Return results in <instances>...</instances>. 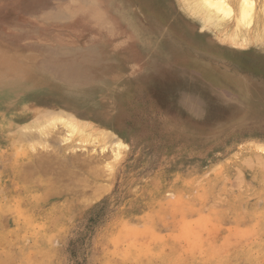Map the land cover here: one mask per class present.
Returning <instances> with one entry per match:
<instances>
[{
	"label": "rangeland",
	"instance_id": "1",
	"mask_svg": "<svg viewBox=\"0 0 264 264\" xmlns=\"http://www.w3.org/2000/svg\"><path fill=\"white\" fill-rule=\"evenodd\" d=\"M1 1L20 38L0 42V264H264V35L172 31L146 0H128L158 31L141 37L118 0ZM41 50L97 87L91 113L57 104L92 137L24 126L66 95L33 70Z\"/></svg>",
	"mask_w": 264,
	"mask_h": 264
},
{
	"label": "bare ground",
	"instance_id": "2",
	"mask_svg": "<svg viewBox=\"0 0 264 264\" xmlns=\"http://www.w3.org/2000/svg\"><path fill=\"white\" fill-rule=\"evenodd\" d=\"M108 1L110 3L114 2L112 0ZM21 2L19 9H22L23 12L30 15H34L38 12V9L43 7L55 10L53 6L47 4V0H21ZM5 3L6 2L0 0V18H2V14H5L4 8L7 7ZM142 6V9H144L149 16L156 14L161 21L170 26L172 31H181L182 27H185L184 23L191 20L199 23V32L210 31L213 36L228 44L236 43L239 40H241V44H246L250 40L264 35V0H146V4ZM114 8L122 23H124L126 28L136 35L135 37H141V35H143L142 33H146V30L147 33L151 35L158 32L151 26H149L150 28H148V26L145 27L147 24L145 23L146 21L139 20L136 14H134L128 0H118L117 7L115 6ZM57 11L58 14H60L59 12L61 11ZM59 18L61 17H53V19ZM7 23L8 26L5 27L7 29L0 25V42L6 45H14L19 42L18 40L20 36L17 33L13 35L12 28L18 25L13 20H9ZM229 23L231 24L228 25ZM25 29L26 28L23 26L22 30L25 31ZM29 31L30 28L25 32ZM158 37H160V35ZM48 52L49 51L47 50H41L33 70L36 72L38 71L43 80L56 88L57 93H66V95L44 94V97L47 98L45 101L46 105H38L36 102L31 103L37 110L36 115L33 112L32 120L24 121V126L27 128L36 127L35 129H40L42 131L50 127L49 129L51 131V128L55 126L58 127L59 125L66 128L69 137L84 132L86 134V131L92 124H85L83 121L72 117L73 113H67L65 111L61 112V109L57 107V104L60 103L67 108H71V110L91 113L95 108L88 107L85 102L93 96L96 91L95 88L97 87L95 85H88L89 87L87 91L78 92V85L82 83H91L92 79L77 68L67 69L62 67L59 62L55 63L53 56ZM35 95L36 97H39L38 93ZM72 96H77L79 100H75L76 102L70 100L69 97ZM36 97L32 96L35 100ZM14 122L16 123V121ZM15 123L13 124L14 126ZM18 127L19 126H17V128ZM17 128H13V131H11L15 132L17 131ZM25 131H27V129ZM90 137H92L91 134Z\"/></svg>",
	"mask_w": 264,
	"mask_h": 264
}]
</instances>
